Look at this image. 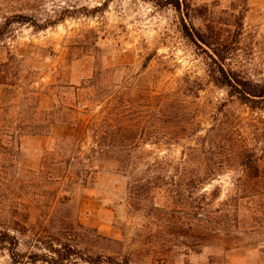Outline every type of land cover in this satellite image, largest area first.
Segmentation results:
<instances>
[{
  "label": "rangeland",
  "instance_id": "374dc122",
  "mask_svg": "<svg viewBox=\"0 0 264 264\" xmlns=\"http://www.w3.org/2000/svg\"><path fill=\"white\" fill-rule=\"evenodd\" d=\"M187 1L189 24L231 44L226 66L264 80V0ZM0 29V229L28 239L15 227L39 224L54 210L68 215L69 205L58 201L73 182V209L91 229L78 242L85 255L129 264H264V100L251 107L209 80L208 57L183 36L179 10L148 0H0ZM186 79L202 87L185 96L197 107V132L141 142L138 168L127 175L114 162L89 158L87 127L103 106L137 97L138 111L160 132L158 108L148 116L140 97L177 96ZM104 92V102L93 101ZM42 129L49 131L36 132ZM69 136L74 147L62 141ZM204 143L215 152L212 162L223 164L213 179L186 190L196 173L182 178L172 167L183 165L185 147ZM244 147L258 156L256 180L235 163ZM157 159L171 171L161 187L131 191ZM0 264L31 263L3 250Z\"/></svg>",
  "mask_w": 264,
  "mask_h": 264
},
{
  "label": "trees",
  "instance_id": "16d2710c",
  "mask_svg": "<svg viewBox=\"0 0 264 264\" xmlns=\"http://www.w3.org/2000/svg\"><path fill=\"white\" fill-rule=\"evenodd\" d=\"M160 6H173L181 12V31L183 36L204 50L207 55L208 77L209 80L219 88L227 90L230 96L237 97L241 102L251 104V107H258L256 103L264 100V80H257L249 76L242 69H234L226 66L227 60L230 58L233 48L228 43L215 36L208 29H201L189 24L186 21V15H189L190 3L187 0H148ZM185 10V13H182ZM0 29V36L3 34ZM200 44L207 46L203 48ZM186 85L183 91L177 96L170 93H163L153 96L150 93L140 97L145 104L146 114L153 116L154 108H158L160 121L162 122L161 131H155L153 122L145 120L137 107L140 105V99L130 95L128 97L117 99V103L110 106L107 103L100 110L101 119L94 121L88 125L87 129L92 131L94 145L91 149L89 158L93 157L97 161H111L117 166V170L127 175L132 170L138 168L137 154L141 142H149L160 134L161 138L167 142H177L192 133L198 131L195 126L197 117L196 109L193 104L188 103L185 96L191 95L197 97L198 91L202 88L197 81L190 82L185 80ZM104 97L94 98L93 101L101 104L106 99V92L102 93ZM113 100H116L113 98ZM141 101V102H142ZM142 104V103H141ZM69 110L75 111L73 107ZM143 113V112H142ZM145 120V121H143ZM58 120L53 118L50 123L55 124ZM68 124H73L71 121ZM215 130L211 127L209 132ZM47 130L36 131L37 133L47 132ZM156 138H159L156 136ZM207 140V138H206ZM63 143L70 147H74L76 137L69 136L62 138ZM215 155L211 147L206 144L200 146H187L183 150V165L172 167L176 175L186 178L189 172L196 173L194 178H190L185 183V189L195 190L208 180L213 179L218 168L223 161L212 162ZM235 163L240 165L246 172L248 179L256 180L260 175V167L258 165V156L254 149L244 147L234 152ZM191 164H195L196 168L190 171ZM169 163L165 160L157 159L155 162L148 164L144 170L145 177L141 180H134L129 184V189L136 191L151 192L160 188L161 182H165L168 173L171 172ZM85 173H89L85 169ZM83 182L86 179H81ZM173 180V177H172ZM75 183L79 179H74ZM73 182H71L72 184ZM69 185L66 191L68 195H64L58 201L60 204L69 205V214L59 217L58 210L52 213H46L45 219L39 224L29 223L19 224L15 229L23 236L29 234L28 239H22L9 229H0V251L8 250L14 262H29L36 264L45 262L48 264H67L72 259H82L92 264H129L121 263L114 257L105 255H85L78 247V242L87 238L89 227L85 226L77 216V208L74 202L76 188ZM84 186V184H82ZM81 185V186H82ZM95 231V230H94ZM101 236V235H100ZM99 237V235H98ZM74 240H76L75 243ZM25 246L26 250L20 247ZM109 260V261H108Z\"/></svg>",
  "mask_w": 264,
  "mask_h": 264
}]
</instances>
